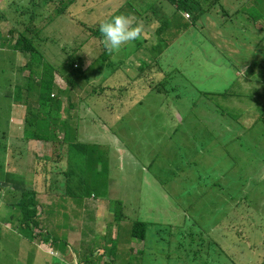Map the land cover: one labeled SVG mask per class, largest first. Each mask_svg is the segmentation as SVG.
<instances>
[{"label":"clouds","instance_id":"1","mask_svg":"<svg viewBox=\"0 0 264 264\" xmlns=\"http://www.w3.org/2000/svg\"><path fill=\"white\" fill-rule=\"evenodd\" d=\"M44 1L0 0L3 12L0 13L5 18L0 24V33H8L13 18L25 10L23 5L36 12H46L45 17L51 15ZM82 1L70 4L69 0H60L61 9L68 6V13L62 16L66 25L72 27L73 47L69 50L72 55L63 51L67 57L63 67L51 65L46 78L24 87L12 101L11 109L7 107L2 111L6 118L4 135L13 152L11 170L17 176L13 179V203L16 205L28 197L27 205L37 212L27 224H23L21 218H13V242L17 244L13 264H33L28 258L30 248L39 251L43 264H140L136 258L146 252L151 240L149 232L154 226L164 243V251L171 252L173 248L170 232L179 230L180 223L176 219L162 221V207L174 211L175 215L183 212L184 218L194 226L219 224L212 228L219 239L209 233L181 230L180 249L183 250L182 245L198 243L204 257L211 250L218 254L222 249L226 256H235L232 258L235 264L245 263L247 258L254 260L255 251L246 242L248 253L233 248L238 241L243 242L238 240V222L234 216L235 212L243 211L239 202L227 192L232 193L236 187L241 141L260 128L264 129V122L253 112L245 120L244 129L237 125L227 131H216L218 126L210 124L191 128L181 125L186 121L175 110L177 125L169 127L167 116L157 112L156 105L147 98L150 96L153 100L155 95L168 94L170 79L181 75L189 85L181 80L173 88L179 97V88H190L201 73L194 64L197 58L195 40L187 28H178L180 23L191 18V14L176 12L179 4L173 0H136L133 7L128 0H115L117 8L113 5L105 10V20L110 13L113 17L103 22L99 19L101 12L82 6ZM243 1L233 0L235 5L229 10L237 11ZM135 7L147 11L141 14ZM160 16L165 17L167 23L155 20L151 26L147 20ZM98 26L101 37L93 33ZM160 26L164 29L158 32ZM257 26L264 27V22ZM16 40L17 37L8 36V41L1 45L0 56L6 52L5 60L15 53L11 45ZM54 46L47 43L44 58L59 63L61 52L53 51ZM242 47L249 57L242 69L235 66L232 69L240 78L252 67L249 59L259 60V67L254 70V75L258 76L260 66H264V30L257 34L251 32L249 44L245 41ZM238 50L230 45V52ZM23 65V62L16 63L13 74L15 71L18 76L14 74L13 80L3 82L6 90L0 96V105L15 96L17 89L29 78L30 72L22 68ZM45 83H49L47 96L38 100L37 95L42 94L41 87ZM31 88L32 96L29 97ZM242 101L238 99L239 103ZM191 130L211 134L173 142L175 137L179 139ZM136 135L141 139L137 146L134 144ZM113 138L121 145L119 149L114 147ZM218 147L223 156L216 164H232L229 171L215 169L211 177L202 173L195 177L177 167L179 160L206 165ZM101 148H107V153ZM116 150L126 165L120 187H117L118 179L112 170ZM103 159L107 172L101 168ZM159 161L164 163V169L159 167ZM7 167L6 175L10 164ZM3 168L0 162V171ZM143 171L148 176L145 177ZM182 180L189 183L184 185ZM178 192L195 198V203L201 201L196 217L189 214L193 207L185 209ZM209 196L212 200L207 202ZM211 204L218 207L208 209ZM135 210L143 215V221L133 215ZM243 214L247 219L259 218L256 210ZM128 227L130 234H126ZM249 237L253 243L261 240L257 234ZM21 240L26 245H22ZM104 244L105 250L100 248ZM96 248L99 249L93 253ZM238 250H241L240 258L236 255Z\"/></svg>","mask_w":264,"mask_h":264},{"label":"trees","instance_id":"2","mask_svg":"<svg viewBox=\"0 0 264 264\" xmlns=\"http://www.w3.org/2000/svg\"><path fill=\"white\" fill-rule=\"evenodd\" d=\"M43 1L41 0V2ZM78 1L69 0V3L72 4ZM135 1L128 0L132 7ZM173 1L179 4L176 12L187 11L191 14V18L180 23L178 28H187V31L189 30L190 35L195 40L194 50L197 58L194 64L201 70L198 80L191 83V87L188 88L191 93L188 96L191 97V103L197 109L204 107L208 111L209 115L205 118L208 123L217 121L220 118L219 115L222 114L227 116L225 120L229 123H233L236 120L240 121L239 128L244 129L245 124L241 120L252 111L256 112L259 121L264 122V112L262 111L264 104V66H260L261 71L258 76L254 75V70L258 69L261 61L249 59L248 62L252 67L247 69L245 76L240 78L237 77L232 69L233 66L242 69L246 59L249 57L242 44L245 41H248L249 44L250 33L257 34L264 30V27L257 26L258 23L264 22V3L261 0H244L238 10L232 12L229 7L233 0H227L225 3L224 0ZM44 5L50 7L51 15L45 17L46 12H36L23 5L22 8L25 10L19 11L20 15L16 19L13 18V24H10L8 33L4 35L0 33V47L8 41V36L17 37V40L11 45L12 51L15 52L13 59L16 63L23 62L24 65L21 67L30 72L29 78L26 79L23 86L17 89L15 96H18L24 87L38 84L40 80L46 78L47 72L52 67L44 58V56H47L45 53L48 42L55 44L52 48L53 51L63 52L64 50L68 55H72L69 51L73 47L71 45L72 27L68 24L66 25V19L62 16L68 13V6L66 5L65 9L63 7L61 9L60 0H45ZM135 10L136 12L141 11V14L147 11L143 7H135ZM3 15L0 13V24L5 21ZM60 16V20L57 19ZM112 17L113 14L110 13L108 19L103 22L110 20ZM147 20L150 21L151 26L154 25L155 20H157V23H167L165 21L166 18L163 16ZM45 29H47V33H45ZM163 29V26L157 27L158 32ZM215 31H217V38L212 36ZM93 33L101 37L99 26L93 29ZM42 36L45 38L43 39ZM204 37L206 40H204ZM209 43L213 44L214 50H209ZM230 45H234L239 50L230 52ZM42 61L47 65H43ZM101 61H98V63ZM221 80L224 81V84L218 86L217 83ZM208 85L213 87L206 89ZM11 87L13 88V82ZM41 89L42 94L37 95L38 100L43 96H47L46 92L49 89V83L43 84ZM28 96H32V88ZM242 96H249V99L247 100ZM241 98L242 100L244 99L241 102L242 106L232 104L234 101L239 103L238 99ZM44 101L47 100L44 99ZM3 138L8 140L6 135ZM134 140L136 146L141 142L138 135L134 137ZM7 172L6 178L8 180H11L12 177L13 179L17 177L13 170ZM27 200L28 197L19 200L16 205L13 203L11 206L12 219L21 218L23 224H27L28 220L35 218L37 214L35 208L32 209L27 205ZM249 203H252V201ZM217 207L211 204L207 208L213 209ZM234 216L238 222V240H243L252 251H255L254 260L247 258L248 264H264V232L262 230L264 228V220L259 218L247 219L241 211L235 212ZM218 226V223H214L211 229ZM251 233L261 236V240L253 243L249 237ZM21 241L22 245H26L23 240ZM114 255L117 257V253ZM236 255L240 258L241 250H238ZM28 258L33 264H43V256L36 249H29ZM216 258L217 262L215 264H235L232 257L230 255L226 256L222 249H220Z\"/></svg>","mask_w":264,"mask_h":264},{"label":"rangeland","instance_id":"3","mask_svg":"<svg viewBox=\"0 0 264 264\" xmlns=\"http://www.w3.org/2000/svg\"><path fill=\"white\" fill-rule=\"evenodd\" d=\"M227 0H224V3ZM264 3V0H261ZM115 6L117 8V5L115 4V0H83L82 6H90L97 9V12H101L100 15V21L105 20L107 16V12H105L106 9H108L111 6ZM235 3L230 4V7H233ZM135 17V16H134ZM217 31H215L212 36L214 38H217ZM84 39H85V30L83 31ZM68 38V37H66ZM209 50H214V46L212 43L208 44ZM63 50V49H62ZM64 51V50H63ZM87 54L90 56L92 55L91 52H87ZM6 52L3 53L2 56H0V96L4 95L5 93V81L9 82L13 80L14 74L16 77L18 76V73L14 71L13 74V66L16 67V62L13 59V56L5 60ZM60 62L59 63H53L52 60H46L45 61L55 67L61 68L64 66L67 57L64 52L61 51L60 53ZM86 59H83V63H86ZM198 80V77L195 78ZM184 82L185 84L189 85V82L184 79L181 75H178L177 77H173L170 79L171 81V90L168 94L157 96L155 95V98L153 100H150V96L147 98L148 102L155 104V110L157 112L163 113L166 118V123L169 127L173 125H177L175 123V110L180 113L184 119L185 123H181V125H187L191 128H202L210 124L211 127H217L216 131H227L226 129L237 126L241 124L240 121L236 120L233 123L229 124L227 120L226 115H219V119L217 121L208 123L206 122L205 118L208 116V111L201 107L200 109H197L194 104L191 103V97L190 92L185 87H180L178 90L179 97H176V91L173 90V88H176L180 82ZM224 84V81H219L217 83L218 86H222ZM213 87L212 85L206 86V89H210ZM11 92V91H9ZM245 99H249V96H242ZM242 99V98H241ZM16 100V96H11V98L8 99L5 103L0 105V162L5 166V168L0 171V264H13V256L17 254V244L13 242V219L11 217L12 214V204H13V177L11 180L6 182V174L5 170L8 169L7 165L10 164V169L13 167V152H10V143L3 138L4 133L6 130V118L4 116V111L7 107H9V110L11 109L12 101ZM175 100L176 106H175ZM213 100V98H212ZM244 100V99H243ZM22 103H27V101H21ZM214 102V100H213ZM215 103V102H214ZM250 103V102H248ZM233 105H239L242 106V103L233 102ZM215 105V104H214ZM176 107V108H175ZM252 111V110H250ZM254 111H252L250 114H252ZM249 114V115H250ZM245 116L242 118V122L245 124V120L248 118V116ZM159 127H157L158 129ZM211 133H204L201 134L199 130H191L187 134L180 136L179 139H176L175 137L173 142H179L183 141L185 139L190 138H196L200 136H206L210 135ZM113 144L114 147L117 149L120 148L119 142L113 138ZM163 145H165L163 143ZM242 145V151L239 153L241 160L238 165V175H236V187L234 188L232 193H228L232 196L236 201L240 204V209L243 212H250L252 210L257 211V216L260 220H264V129L260 128L257 130L256 133L247 135L243 141H241ZM102 151H105L107 153V148H101ZM114 156L116 158H114ZM223 156L222 151L218 148H216L215 152L210 155L211 161L203 166H200L197 163H191L189 164L186 160H179L178 161V168L182 170H187L188 172H191L195 177L199 175L200 173L205 174V176L211 177L214 173L213 171L216 169L217 171L223 170V171H229L231 168H233L232 164L224 163V164H216L217 159ZM158 165L160 168L164 169L165 165L163 162L159 161ZM101 168L106 171L105 165H104V159L101 161ZM112 170L113 173L117 176L118 179V186L120 187L121 181L123 178L124 171L126 170V165L123 162L122 155L117 150L113 154L112 159ZM11 172V170H10ZM107 172V171H106ZM143 175L146 177L148 176L144 171ZM213 178V177H212ZM7 183V184H5ZM182 183L184 185H187L189 181L182 180ZM195 186V184H194ZM178 198L183 202V206L185 209L193 207L191 212L189 214L192 217H196L198 215V211L200 209L201 201L198 203H195V198H190L185 196L182 192L177 193ZM207 202L212 200V197L209 196L206 198ZM252 203H249L251 202ZM162 221L176 219L179 225V230L175 232H170L172 239L171 242L173 243V248L171 249V252H166L163 249L164 243L161 241V236L157 235V226H154L152 230L149 232L151 240L149 241L148 247L146 252L143 254H140L139 257L136 258V261H138L140 264H215L217 262V254L213 250L208 252V255L204 257L202 252L201 244H193V245H182L183 250L180 249L179 244L181 243L182 239L180 237L181 230L188 231L191 230L195 234H210L212 237H215V235L212 232L211 225L205 224V225H192L190 222H188L184 216L183 212H175L169 211L165 207H162ZM133 215L140 218V221H143V215L138 213V211H133ZM158 218H160V215L157 214ZM6 223L9 224V226H6ZM264 232V228L262 229ZM131 233V228L128 227L126 230V234ZM252 234V233H251ZM255 234V233H253ZM259 236V235H258ZM99 241H102V238L100 236H97ZM220 238V237H215ZM136 245H139L136 243ZM106 245L100 246L102 249H106ZM240 248L243 249L245 253H248V248L246 244L242 241H238L236 244H234L233 248ZM99 248H96L92 250V252H96ZM138 250V247L135 248ZM75 250V249H74ZM72 250V251H74ZM142 258L143 261H139V259ZM232 258H235L233 256ZM246 257L244 256V259ZM239 264H248V262L245 263H239Z\"/></svg>","mask_w":264,"mask_h":264}]
</instances>
